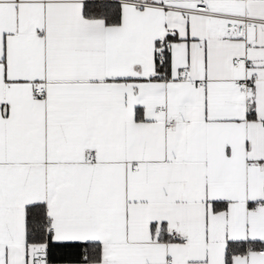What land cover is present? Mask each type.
Here are the masks:
<instances>
[{
	"label": "snow or ice",
	"instance_id": "6c2138e0",
	"mask_svg": "<svg viewBox=\"0 0 264 264\" xmlns=\"http://www.w3.org/2000/svg\"><path fill=\"white\" fill-rule=\"evenodd\" d=\"M0 264H264V0H0Z\"/></svg>",
	"mask_w": 264,
	"mask_h": 264
}]
</instances>
